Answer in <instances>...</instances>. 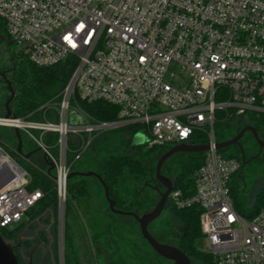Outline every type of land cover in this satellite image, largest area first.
<instances>
[{"label":"built area","instance_id":"1","mask_svg":"<svg viewBox=\"0 0 264 264\" xmlns=\"http://www.w3.org/2000/svg\"><path fill=\"white\" fill-rule=\"evenodd\" d=\"M0 22L33 64H72L59 100L39 107L53 108L50 119L0 115V126L18 128L53 162L59 204L69 134L82 150L95 130L129 124L148 148L207 144L194 194L173 189L168 198L198 206L211 264H264V206L252 216L235 207L231 182L242 163L217 147L215 129L264 113V0H0ZM77 99L112 104L116 118L95 120ZM30 180L0 140V228L22 221L41 196Z\"/></svg>","mask_w":264,"mask_h":264},{"label":"trees","instance_id":"2","mask_svg":"<svg viewBox=\"0 0 264 264\" xmlns=\"http://www.w3.org/2000/svg\"><path fill=\"white\" fill-rule=\"evenodd\" d=\"M0 32L5 33L7 41L11 43L10 38L5 32L3 23L0 22ZM14 66L9 78L14 96L9 103L11 115L14 116H27L30 119H43L42 110L38 108L45 103H54L60 98V92L65 86L71 71L72 64L68 61L43 67L37 66L30 62L26 56L20 53H12ZM7 95L9 96L8 90ZM76 104L95 120H114L117 114V107L105 101L98 100L88 102L85 100L77 99ZM1 112L4 113V101L1 105ZM53 110L47 109L45 111V118L50 119ZM245 123L251 124L257 130L264 131V113L248 114L244 117ZM225 123V122H224ZM221 124L220 122L217 124ZM137 125L129 124L122 127L124 133L128 135L129 140H132ZM22 138V150L24 153L23 133L20 131ZM198 142L203 141V134H196ZM45 141L53 144L56 140V135L53 133L46 134ZM0 140L4 143L10 141L11 144L6 147L11 156L29 173L31 180L27 185L29 190L39 189L41 196L25 213V217L18 224L13 227L0 228V233L7 239L15 242V250L19 244L16 243L19 231L27 226L29 223L36 221L38 224L45 226H53L54 230L57 229V195L56 183L52 175L54 170L46 173L40 169L31 166L23 155L16 152V137L13 128L0 126ZM143 145V144H142ZM142 145L134 146L135 149L141 150ZM67 152L66 159L70 165L71 171H89V169H81L77 164L82 150L81 139L75 134H69L67 138ZM129 146H132L129 141ZM159 146L146 147V153L154 151ZM170 146L165 147L163 151L157 156L159 157L163 152L169 149ZM203 152L189 153L184 152L181 160V168L173 175V189L180 193V197L185 199L194 194V172L201 165L203 161ZM230 156L240 159L239 156L230 154ZM148 165L145 159L140 155L132 153H123L120 155H108L104 158L99 169L96 170L101 176L102 180L108 188V194L111 199L115 201V207L118 209L133 211L137 214L143 213L139 211L142 206L141 200L138 198L139 190H135L133 197L126 199L123 197L120 188V178L124 175L146 177ZM52 174V175H51ZM94 176L72 175L67 179V196H66V209H65V222H64V264H92L88 262L91 253L85 250L88 243H91L94 254L98 257H104L102 262L98 264H116L115 261L106 258V254L102 251L104 248L101 246L97 237L86 233L83 224V215L81 210L80 201L83 198H89L91 194V187L95 184L92 181ZM231 195L233 197L235 207L244 215L252 216L261 207L264 206V184H262L255 192L251 204H243L239 201L236 195V188L231 184ZM156 203V202H154ZM155 205V204H154ZM168 206L170 214L174 220L184 225L180 237L177 241V246L183 251L189 259L196 258L205 264H211V257L204 251L198 249L195 241L198 237L202 236L199 225V208L196 204L190 206L178 207L169 198L165 206ZM76 208L80 212L79 219L81 223L82 233L67 220L66 213L69 208ZM150 210L148 208L144 212ZM107 214L113 216L114 213L109 208L106 210ZM22 227V228H21ZM37 240L42 239L48 241L45 232L41 231ZM25 246H28L25 245ZM14 250V253H15ZM17 253V252H16ZM15 253V254H16ZM94 255V256H95ZM17 256V254H16ZM18 263L19 257H17ZM88 259V260H86ZM92 259V258H91Z\"/></svg>","mask_w":264,"mask_h":264},{"label":"rangeland","instance_id":"3","mask_svg":"<svg viewBox=\"0 0 264 264\" xmlns=\"http://www.w3.org/2000/svg\"><path fill=\"white\" fill-rule=\"evenodd\" d=\"M12 53H17L16 44L12 41L9 43L5 33L0 32V75L2 76L4 73L7 79L11 77V71L14 66ZM1 76L0 115H4L1 112V105L8 98V95L6 83ZM50 109L53 110V108ZM38 110H42V116L45 118V111L39 108ZM244 123V118H230L225 123L216 125L215 129L218 141H223L222 139L235 134ZM261 132L264 136V131L261 130ZM142 135L145 140L146 136ZM86 138L88 139V135H86ZM129 141L132 145V140H129L128 135L121 128L95 130L89 137L87 145H84L77 164L81 169L96 171L108 155H120L123 153L141 155L148 165L146 177L124 175L120 178V188L123 197L126 199L132 198L134 191L139 190L138 198L142 202L139 211L144 213L148 208L151 210L154 207V202L160 197L159 192L164 190V187L155 178L157 156L164 148L158 147L154 151L146 153L145 145H142V149L138 150L133 145L129 146ZM240 141L248 153L247 160L242 163L241 169L234 175L231 184H234L236 188V195L239 201L243 204H251L255 192L264 184V147L260 157L257 159L249 158L257 149L255 139L247 132L240 138ZM5 143L7 145L11 144L10 141ZM23 144L24 151L30 152V156L26 158L28 159V163L48 173V166L44 161L42 150L33 140L25 135H23ZM221 152L225 155L233 154V147L226 146ZM182 157L183 152H176L170 155L164 161L161 172L166 176L173 177L181 168ZM53 175L55 176V172ZM92 181L95 184L91 187L90 197L83 198L79 202L83 212V215L80 217L81 219L83 217L82 221L85 231H87L86 233L96 236L103 246L106 258L115 261L117 264H170V261H166L164 257L158 256L149 243L142 237L139 223L132 215L114 213L113 216H110L107 214L108 202L104 196L103 187L97 178L93 177ZM65 209L66 203L61 205L57 199L56 230H54L53 226L41 225L36 221L29 223L23 228L21 227L22 229L18 234L20 236L18 242L22 250H18L19 253H16L14 248L17 254L16 257H19L21 264H64ZM79 214L80 212L73 206V208L71 207L67 210L66 217L75 229L82 233L83 228L81 227ZM183 227L182 223L172 218L167 205L163 208L161 214L148 224L150 233L159 242L172 245H177ZM41 231L46 233L47 242L42 241V239L41 241L37 240ZM13 243L15 244V242ZM27 244L28 246H25ZM195 244L199 250H207V243L203 236L198 237ZM190 264L205 263L193 258L190 259Z\"/></svg>","mask_w":264,"mask_h":264},{"label":"water","instance_id":"4","mask_svg":"<svg viewBox=\"0 0 264 264\" xmlns=\"http://www.w3.org/2000/svg\"><path fill=\"white\" fill-rule=\"evenodd\" d=\"M0 29H1V24H0ZM2 77L7 85V90L9 93L8 98L4 102V111H5L4 116H9L11 115L9 103L14 96V90L12 88L10 80L6 78L4 73L2 74ZM76 121L77 118L73 116L72 122H76ZM246 130H249L252 133L253 137L258 142L260 148H263L264 140L260 139L258 131L253 126L243 127L232 139L219 141L217 143V147L222 150L226 146L233 144L242 136V134ZM13 132L15 134L17 141L15 147L16 152L20 155H23L25 158L29 157L30 152L24 153L22 150V138L19 129L14 127ZM144 141L145 140L143 138V135L140 133H136L132 138V145L133 146L142 145L144 144ZM207 148H208L207 144L180 143L171 146L169 149L163 152L157 159L156 168H155V178L158 181V183L164 187V190L159 192L160 197L157 200L154 207L151 210L141 214H137L133 211H126L116 208L115 201L109 197L108 188L106 184L102 180L99 173H97L96 171H71L68 174V178L72 175L94 176L95 178H97V180L100 182L101 186L103 187L104 196L108 202V208L112 213L132 215L139 223V229L142 237L149 243V245L154 249V251L157 254L161 255L164 258L172 260L174 264H190L189 257L183 251H181L177 245L159 242L150 233L148 229V224L161 214L163 208L165 207L168 196L170 192L173 190V177L166 176L161 172V168L164 161L170 155L176 152L201 153L204 152ZM43 158L48 166L47 172L50 173L54 169V164L46 157L45 153H43ZM52 177L55 178L54 175H52ZM3 183L4 182L2 181L0 183V186ZM156 188L158 189L157 186ZM14 248H15V244L13 243V241L5 239L0 233V264H19L16 254L14 253Z\"/></svg>","mask_w":264,"mask_h":264},{"label":"flooded vegetation","instance_id":"5","mask_svg":"<svg viewBox=\"0 0 264 264\" xmlns=\"http://www.w3.org/2000/svg\"><path fill=\"white\" fill-rule=\"evenodd\" d=\"M1 76V75H0ZM2 77V76H1ZM2 79H3V77H2ZM5 86H6V89H7V85L5 84ZM246 126H252L251 124H247V123H244L243 124V126H241L240 127V129L235 133V134H233L232 136H230V137H228V138H225V139H222L223 141L224 140H229V139H232L243 127H246ZM254 127V126H253ZM257 130V129H256ZM258 131V134H259V137H260V139H262V140H264V136H263V134H262V132H261V130H257ZM247 132H249L251 135H252V133L249 131V130H246L243 134H242V136L243 135H245ZM241 136V137H242ZM240 137V138H241ZM252 137H253V135H252ZM240 138L236 141V142H234L233 144H231V145H228V146H231V147H233V154H235V155H237V156H239L240 157V160H241V163H243V162H246V157H247V151H246V149L244 148V146L242 145V143H241V141H240ZM254 138V137H253ZM255 139V138H254ZM255 141H256V139H255ZM256 144H257V149L251 154V156L249 157V158H255V159H257L258 157H260V154L263 152V148H260V146H259V144H258V142L256 141ZM157 202V201H156ZM156 204V203H155ZM19 238H20V236H18L17 237V241H16V243L17 244H19V242H18V240H19ZM101 244V243H100ZM102 246V245H101ZM18 250H22L21 249V247L20 246H18L17 248H16V252H18L19 253V251ZM85 250H88L90 253H91V255L92 256H90V258H89V260L88 259H86V260H88V262H90V263H92V264H98V262H97V259H98V261L99 262H102L103 261V258L104 257H98L97 258V256L94 254V251H93V248H92V245H91V243H88V247L87 248H85ZM104 253H105V250L103 249L102 250ZM157 254V253H156ZM95 255V256H94ZM158 256H161V255H159L158 254ZM92 258V259H91ZM158 258H160V257H158ZM166 259V261H170V264H174L173 263V261L172 260H170V259H167V258H165ZM116 263V262H115ZM32 264V263H31ZM117 264V263H116ZM160 264V263H159ZM162 264V263H161Z\"/></svg>","mask_w":264,"mask_h":264}]
</instances>
